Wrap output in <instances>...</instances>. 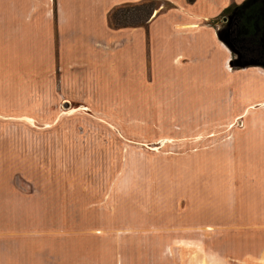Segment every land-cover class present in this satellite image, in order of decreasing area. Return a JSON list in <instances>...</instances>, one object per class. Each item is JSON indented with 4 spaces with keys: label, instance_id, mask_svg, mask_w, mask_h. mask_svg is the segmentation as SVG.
<instances>
[{
    "label": "crops",
    "instance_id": "1",
    "mask_svg": "<svg viewBox=\"0 0 264 264\" xmlns=\"http://www.w3.org/2000/svg\"><path fill=\"white\" fill-rule=\"evenodd\" d=\"M140 1L0 0V264H53V127L68 118L117 144L133 124L204 123L213 139L173 168L172 231L156 229L173 240L148 247L172 257L150 264H264V69L231 68L213 26L244 0H158L144 26H108Z\"/></svg>",
    "mask_w": 264,
    "mask_h": 264
},
{
    "label": "rangeland",
    "instance_id": "2",
    "mask_svg": "<svg viewBox=\"0 0 264 264\" xmlns=\"http://www.w3.org/2000/svg\"><path fill=\"white\" fill-rule=\"evenodd\" d=\"M146 1L154 10L162 7L158 0ZM233 23L229 13L213 23L226 33L231 68L264 69V59L250 44L232 41ZM132 127V137L117 144L85 120L68 118L54 125L53 264H150L158 251L148 247L172 242V232L156 229L172 231L173 168L213 138L204 137V123L150 122L147 135ZM179 130L183 136L174 137ZM158 253L172 257L173 251Z\"/></svg>",
    "mask_w": 264,
    "mask_h": 264
},
{
    "label": "trees",
    "instance_id": "3",
    "mask_svg": "<svg viewBox=\"0 0 264 264\" xmlns=\"http://www.w3.org/2000/svg\"><path fill=\"white\" fill-rule=\"evenodd\" d=\"M141 0L134 4H123L111 9L107 14L110 28L144 26L155 8ZM131 11V12H130ZM115 13L118 15L115 16ZM235 17L236 39L250 47L261 44L264 38V0H244L238 6H230L222 11ZM250 41V42H248ZM249 46V45H248Z\"/></svg>",
    "mask_w": 264,
    "mask_h": 264
},
{
    "label": "water",
    "instance_id": "4",
    "mask_svg": "<svg viewBox=\"0 0 264 264\" xmlns=\"http://www.w3.org/2000/svg\"><path fill=\"white\" fill-rule=\"evenodd\" d=\"M217 38H218V40H219L220 42L226 44V42H225V40H224L225 35H224L223 32L218 33V34H217ZM226 45H227V44H226Z\"/></svg>",
    "mask_w": 264,
    "mask_h": 264
},
{
    "label": "flooded vegetation",
    "instance_id": "5",
    "mask_svg": "<svg viewBox=\"0 0 264 264\" xmlns=\"http://www.w3.org/2000/svg\"><path fill=\"white\" fill-rule=\"evenodd\" d=\"M233 22H235V17H233ZM227 30H228V29L226 28V31H227ZM228 31H229V30H228ZM233 32L236 33L235 30H234ZM225 35H226V33H225ZM234 37H235V36H234ZM233 40H235V39H232V41H233Z\"/></svg>",
    "mask_w": 264,
    "mask_h": 264
}]
</instances>
